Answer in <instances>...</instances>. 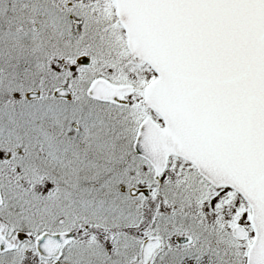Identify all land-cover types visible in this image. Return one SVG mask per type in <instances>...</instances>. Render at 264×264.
<instances>
[{"label": "snow or ice", "instance_id": "6c2138e0", "mask_svg": "<svg viewBox=\"0 0 264 264\" xmlns=\"http://www.w3.org/2000/svg\"><path fill=\"white\" fill-rule=\"evenodd\" d=\"M0 264H264V0H0Z\"/></svg>", "mask_w": 264, "mask_h": 264}]
</instances>
